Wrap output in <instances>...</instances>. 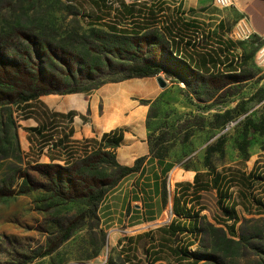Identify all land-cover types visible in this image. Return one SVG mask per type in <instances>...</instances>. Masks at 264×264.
<instances>
[{
  "label": "rangeland",
  "instance_id": "obj_1",
  "mask_svg": "<svg viewBox=\"0 0 264 264\" xmlns=\"http://www.w3.org/2000/svg\"><path fill=\"white\" fill-rule=\"evenodd\" d=\"M81 1L0 0V31L20 35L26 47L25 37L34 35L39 46L38 37H42L60 50L52 54L29 49L32 72L47 82L74 85L71 75L85 87L114 81L123 75L119 66L122 59L134 55L160 64L165 70L155 78L163 77L171 85L152 111L151 143L155 154L174 157L179 164L164 176L161 197L140 177L134 184L143 190L137 187L138 191H132L125 213L118 217L115 210L104 220L101 207L132 174L104 196L97 215H92L79 186L46 176L57 172L52 165L72 166L76 161L71 162L68 153L84 145L65 142L51 151L43 144L56 139L46 138L51 134L26 138L19 124L24 120L21 106L0 107V264H152L147 249L154 243L152 238H160V227L175 218L177 182L190 179L193 170H206L207 157L210 166L220 172H250L264 155V136L247 129L250 121L259 122L264 117L263 62L246 59L240 72L225 78L214 80L187 73L182 80L178 74L185 73L183 64L169 53L167 39L158 28L136 48L107 29L89 26L84 16L89 15L88 10L92 13L95 1ZM12 53L7 52V58L20 63L27 59ZM246 134L252 136L247 161L241 152ZM259 161L264 172V158ZM102 171L111 179L116 168L106 164ZM236 186L228 192L229 205L237 206L240 218L236 237L218 220L223 213L216 191L203 194L201 202L206 210L201 213L191 248L193 260L198 259L199 264H264V215L242 207ZM73 226L75 230L65 240ZM147 233L151 237L145 236ZM128 237L133 242L126 240ZM162 257L156 264H179L169 255Z\"/></svg>",
  "mask_w": 264,
  "mask_h": 264
},
{
  "label": "trees",
  "instance_id": "obj_2",
  "mask_svg": "<svg viewBox=\"0 0 264 264\" xmlns=\"http://www.w3.org/2000/svg\"><path fill=\"white\" fill-rule=\"evenodd\" d=\"M75 1L77 0H71L72 3ZM94 1L93 7L91 8L92 13L88 10L87 14L89 15L84 16L88 19L89 26L107 29L112 35L125 38L136 48H141L140 46H142L145 41H148L147 35L149 32L158 28L167 39L169 53L183 64L182 66L185 73L178 74V77L182 80H186L184 74L187 73L192 75L197 74L202 78H212L214 80L235 75L242 70L246 63V59L251 58L250 56L245 57L243 54L235 57L230 65L232 73L227 75L222 73L202 74L194 70L189 63L183 62L178 58L179 54L175 50V37L177 31H175L173 26L174 21L169 23V25H162V17L166 16V9L162 4L157 2H152L150 4L147 2L127 4L124 0L120 2L116 0ZM82 4L87 9L86 4L83 2ZM171 26L172 28H170ZM34 38V35H27L25 37V40L29 44L26 47L23 46V43L20 41V35L0 31V107H10L13 105L17 107L21 106L23 109L19 112L25 119L28 116L29 104L37 101L42 96L49 94L89 92L103 84H94L91 87H85L81 84V80L79 78L77 79L75 75H71V78L76 81L74 85L47 82L43 78L41 79L36 76L32 72L30 66L32 58L30 57V59H28L30 56L29 49L31 50V48L34 47L35 50H46L47 52H52V54H56V52L59 54L60 50H57L55 45H51L42 37H38L40 42L39 46ZM231 42L234 45L235 43H241L233 40H231ZM229 50H234V48L229 47ZM7 52L8 54L9 52H14L16 55L27 59H23L21 63L17 62L12 58H7ZM118 57L121 58V56ZM134 57L135 58L132 59L121 58L123 62L119 64V66L122 67L121 72L123 75L119 79L114 80V82L132 78L156 77L165 70V68L155 61H150L145 57L138 59L136 55H134ZM234 62L236 64L235 67L233 65ZM168 73L169 75L175 76L172 72L168 71ZM181 84L185 86L184 81H182ZM231 122L229 121L223 128L227 127ZM247 129L248 132L252 134L258 133L264 136V117H262L259 122L250 121V123L247 124ZM35 130L36 129H32V131ZM53 140L50 139L43 144L46 146L53 144L52 150H54V148L64 143V141H60V139H57L55 142H53ZM122 140L123 136L120 134L118 136L114 135L113 137L105 135L100 143L97 141H84L81 144H97L99 147L84 158L75 160L76 162L74 161L75 163L71 164L72 166L69 165L68 168H63L60 165L49 166L52 170L54 169L57 172H53V176H51L50 173H46V176L50 180L56 182L65 180L71 187L72 185L79 186L80 191L85 192L83 199L86 201L89 208L88 212L96 216L98 204L104 196L115 188L123 177L140 171L146 160V158H140L132 167L120 165L112 149L119 146ZM251 141L252 136L248 137L246 134L244 144L241 147V152L245 161L248 160L247 147ZM149 142L153 156L159 159L168 157L163 153H154L151 135L149 137ZM260 158H264V155ZM260 158L256 161L255 168L250 172H220L210 166L209 158L207 157L205 167L208 168V171L206 173L198 174L193 183L178 184V191L176 190L173 203V210L177 218L174 219L170 225L160 229L163 234L162 241L155 243L156 247H153L152 243L150 249L147 251L151 257L154 255L152 264H156L162 260L159 254L169 255L178 260L179 264H199L198 259L195 261L193 260L195 254L191 251V248L196 242L197 230L200 228L201 213L206 210V207L201 202V192L203 191H217L218 205L223 213V216L221 215L218 220L233 237H236V226L240 222V218L236 210L237 206L235 207L234 204H225V200L230 201L231 199L228 193H222V186L223 189L226 188L229 191L234 188L235 185H238L236 187L242 199V207L249 213L254 211L258 215H264V172L263 168L259 167ZM106 164H113L116 168L115 176L111 179L107 178L106 174L102 171L103 166ZM56 174L57 177H55ZM257 188H259V190ZM92 191H97V193H92ZM73 230H75V226L67 230L68 232L65 240L70 237ZM152 240L155 242L154 238H152ZM151 248L152 250L153 248H158V250L151 252ZM126 262H129L128 258H126Z\"/></svg>",
  "mask_w": 264,
  "mask_h": 264
},
{
  "label": "crops",
  "instance_id": "obj_3",
  "mask_svg": "<svg viewBox=\"0 0 264 264\" xmlns=\"http://www.w3.org/2000/svg\"><path fill=\"white\" fill-rule=\"evenodd\" d=\"M125 2L162 4L166 9V16L162 17V25H169L174 21L173 26L177 31L175 50L179 54L178 58L189 63L194 70L202 74L232 73L230 65L234 58L241 54L264 63V0H232L231 6L228 7L217 5L215 0ZM243 18L249 21L254 37L234 45L230 40L231 33L235 24ZM229 47H233L234 50H229ZM233 65L236 66L235 62ZM170 85L168 82L166 88L160 87L155 77L132 78L117 82L108 81L89 92L45 95L29 104L28 116L19 121V124L26 138L38 137V134L47 132L51 135L46 138L60 139L68 144H81L84 141L100 143L105 135L113 137L121 134L122 142L112 149L117 162L122 166L132 167L138 159L146 158V160L140 172L126 177L113 190L115 192L104 207H101L104 208L102 215L106 214L104 220L109 218V212L113 214L115 210L119 212L118 217H120L121 213H125L132 191H138L137 187L141 188V185L134 184L135 180L140 177L142 181L148 180L146 185L151 184L150 189L161 197L164 176L171 173L179 164L174 157L159 159L153 156L149 142L152 132L150 127L152 110L166 97ZM32 129L36 130L32 131ZM93 145L95 148L99 147L97 144ZM46 148L52 151L51 145H47ZM207 171L208 168L204 171L193 170L190 179L177 182L174 198L178 184L193 183L198 174ZM230 190L221 187L223 194L230 193ZM205 192L209 191L201 192L202 197ZM225 204L228 205L229 200H225ZM173 214L176 219L174 210ZM160 229V238L155 240L153 247H156L155 243L162 241L163 234ZM145 236L151 237V233ZM126 240L133 242L131 237ZM151 244L150 242V246ZM157 250L158 248L153 250L151 248V252ZM159 255L163 258V254ZM149 257L151 258V255Z\"/></svg>",
  "mask_w": 264,
  "mask_h": 264
},
{
  "label": "built area",
  "instance_id": "obj_4",
  "mask_svg": "<svg viewBox=\"0 0 264 264\" xmlns=\"http://www.w3.org/2000/svg\"><path fill=\"white\" fill-rule=\"evenodd\" d=\"M215 3L221 7L231 6L232 0H215ZM254 37V33L250 28L249 21L246 18L240 19L234 26L231 33V40L235 42H246ZM229 126V125H228ZM227 126V127H228ZM56 140L54 139L53 142ZM83 147H75L74 151L68 153L69 160L75 161L79 158H84L88 154L95 151V147L92 144H83ZM53 148V144L51 145Z\"/></svg>",
  "mask_w": 264,
  "mask_h": 264
},
{
  "label": "water",
  "instance_id": "obj_5",
  "mask_svg": "<svg viewBox=\"0 0 264 264\" xmlns=\"http://www.w3.org/2000/svg\"><path fill=\"white\" fill-rule=\"evenodd\" d=\"M157 81L162 88H166L168 85V82L163 77H158Z\"/></svg>",
  "mask_w": 264,
  "mask_h": 264
}]
</instances>
